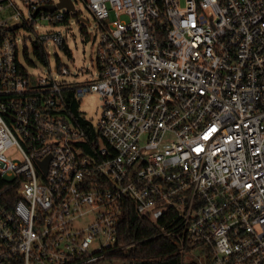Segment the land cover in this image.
Instances as JSON below:
<instances>
[{
    "label": "built area",
    "instance_id": "obj_1",
    "mask_svg": "<svg viewBox=\"0 0 264 264\" xmlns=\"http://www.w3.org/2000/svg\"><path fill=\"white\" fill-rule=\"evenodd\" d=\"M21 1L26 14L0 0V264L128 253L130 210L187 260L264 264V0H72L101 29L81 83L21 66L19 29L48 60L46 42L63 47L68 31L36 27L73 12ZM93 92L97 123L80 110Z\"/></svg>",
    "mask_w": 264,
    "mask_h": 264
},
{
    "label": "rangeland",
    "instance_id": "obj_2",
    "mask_svg": "<svg viewBox=\"0 0 264 264\" xmlns=\"http://www.w3.org/2000/svg\"><path fill=\"white\" fill-rule=\"evenodd\" d=\"M16 4V9L11 13L17 11L26 14V8L21 0H12ZM58 1V0H54ZM113 17V16H112ZM39 34H46L47 32L61 31L65 34L66 44L63 47L56 45L53 41L49 40L45 44L46 50L49 52L48 63H43L36 55L33 47V40L36 35L29 37L30 31L25 28H20L18 31L19 40V56L21 66L29 73L34 75H45L52 71L58 74V61L61 66L68 67L72 75L62 76V79L73 83H81L91 78L97 72L98 60V45L101 36V29L99 21L93 16L87 5L79 1L76 3V11L71 13L68 25L62 27L58 24L50 22H40L36 27ZM84 69L86 73L77 75L78 71ZM103 99L100 94L93 92L88 93L82 97L80 110L81 112L94 123H97L102 114ZM10 156L19 158L15 151L8 153ZM196 256L201 257L203 260L204 254L201 250H196ZM195 260L194 257H192ZM197 262V259L195 260ZM98 264H125L124 261L117 256L106 258L98 262Z\"/></svg>",
    "mask_w": 264,
    "mask_h": 264
},
{
    "label": "trees",
    "instance_id": "obj_3",
    "mask_svg": "<svg viewBox=\"0 0 264 264\" xmlns=\"http://www.w3.org/2000/svg\"><path fill=\"white\" fill-rule=\"evenodd\" d=\"M34 53L43 63L48 62L46 56L42 57L36 50ZM60 67V61H58V68ZM4 182L5 180L0 179V187ZM5 200L8 203L16 201L15 197H8ZM157 230L155 223L141 217L135 211L130 210L123 214L120 242L135 243V246L130 252H120L115 256L122 259L125 264H197L196 261L187 260V257L171 241L162 237L152 238Z\"/></svg>",
    "mask_w": 264,
    "mask_h": 264
},
{
    "label": "water",
    "instance_id": "obj_4",
    "mask_svg": "<svg viewBox=\"0 0 264 264\" xmlns=\"http://www.w3.org/2000/svg\"><path fill=\"white\" fill-rule=\"evenodd\" d=\"M58 7L62 8V7H66L69 11H73L75 10V6H74V3L72 0H61ZM45 8H48L50 10H54L55 9V6H48V7H45ZM18 27V25H15L12 27L13 28H16Z\"/></svg>",
    "mask_w": 264,
    "mask_h": 264
}]
</instances>
